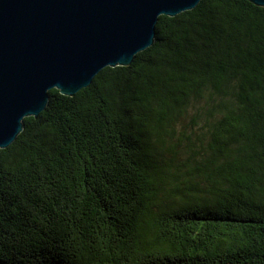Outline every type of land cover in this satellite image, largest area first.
Here are the masks:
<instances>
[{"label":"trees","instance_id":"1","mask_svg":"<svg viewBox=\"0 0 264 264\" xmlns=\"http://www.w3.org/2000/svg\"><path fill=\"white\" fill-rule=\"evenodd\" d=\"M156 32L0 148V264H264V7Z\"/></svg>","mask_w":264,"mask_h":264},{"label":"water","instance_id":"2","mask_svg":"<svg viewBox=\"0 0 264 264\" xmlns=\"http://www.w3.org/2000/svg\"><path fill=\"white\" fill-rule=\"evenodd\" d=\"M201 1L0 0V148L46 108L51 89L73 96L103 68L130 65L154 44L160 15Z\"/></svg>","mask_w":264,"mask_h":264}]
</instances>
